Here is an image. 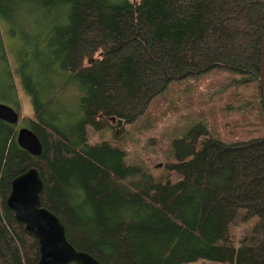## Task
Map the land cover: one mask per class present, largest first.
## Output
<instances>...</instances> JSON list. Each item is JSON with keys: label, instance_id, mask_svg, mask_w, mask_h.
Instances as JSON below:
<instances>
[{"label": "trees", "instance_id": "16d2710c", "mask_svg": "<svg viewBox=\"0 0 264 264\" xmlns=\"http://www.w3.org/2000/svg\"><path fill=\"white\" fill-rule=\"evenodd\" d=\"M263 15L264 0H0V102L18 114L0 120V264L37 263L36 239L5 204L30 167L41 205L98 264H264V135L225 143L195 123L171 140L158 178L119 146L87 141L181 79L216 70L258 82ZM19 125L39 155L18 146ZM250 218L234 245L229 227Z\"/></svg>", "mask_w": 264, "mask_h": 264}, {"label": "rangeland", "instance_id": "374dc122", "mask_svg": "<svg viewBox=\"0 0 264 264\" xmlns=\"http://www.w3.org/2000/svg\"><path fill=\"white\" fill-rule=\"evenodd\" d=\"M11 45L13 39L4 36ZM241 76L210 71L198 77L173 82L168 89L154 97L146 111L127 126L87 130L90 144L107 141L124 150V160L139 163L153 178L167 175L163 165L170 156V142L187 127L200 123L207 130L199 136L214 137L231 143L264 135V117L255 97L259 93L257 81L240 82ZM19 113L30 115L28 98L17 86ZM20 126V125H19ZM168 172V171H167ZM254 218L229 227L234 245L253 223ZM182 264H216L198 259Z\"/></svg>", "mask_w": 264, "mask_h": 264}, {"label": "water", "instance_id": "95a60500", "mask_svg": "<svg viewBox=\"0 0 264 264\" xmlns=\"http://www.w3.org/2000/svg\"><path fill=\"white\" fill-rule=\"evenodd\" d=\"M258 86L264 111V15L259 40ZM0 120L17 124L18 114L12 106L0 102ZM15 138L18 146L30 155L40 154V141L27 127L18 126ZM42 186L39 174L30 167L11 179L5 198V204L13 212L14 218L36 239V264H98L89 253L75 249L67 241L60 220L41 205Z\"/></svg>", "mask_w": 264, "mask_h": 264}]
</instances>
